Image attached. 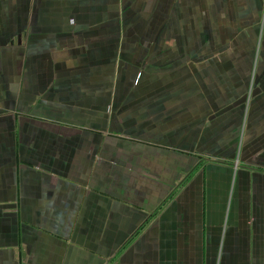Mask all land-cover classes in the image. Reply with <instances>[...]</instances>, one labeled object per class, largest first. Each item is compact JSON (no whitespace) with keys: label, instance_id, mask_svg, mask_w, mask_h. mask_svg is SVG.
<instances>
[{"label":"crops","instance_id":"1","mask_svg":"<svg viewBox=\"0 0 264 264\" xmlns=\"http://www.w3.org/2000/svg\"><path fill=\"white\" fill-rule=\"evenodd\" d=\"M0 264H264V0H0Z\"/></svg>","mask_w":264,"mask_h":264}]
</instances>
